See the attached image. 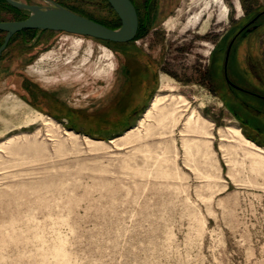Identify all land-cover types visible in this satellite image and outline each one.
Instances as JSON below:
<instances>
[{
  "label": "rangeland",
  "instance_id": "obj_1",
  "mask_svg": "<svg viewBox=\"0 0 264 264\" xmlns=\"http://www.w3.org/2000/svg\"><path fill=\"white\" fill-rule=\"evenodd\" d=\"M49 1L117 19L106 0ZM131 1L150 19L136 41L36 31L0 57V264H264V101L205 85L215 53L227 88L220 40L264 0ZM261 31L239 39L230 76L264 93ZM159 94L207 126L164 134L147 115Z\"/></svg>",
  "mask_w": 264,
  "mask_h": 264
},
{
  "label": "water",
  "instance_id": "obj_2",
  "mask_svg": "<svg viewBox=\"0 0 264 264\" xmlns=\"http://www.w3.org/2000/svg\"><path fill=\"white\" fill-rule=\"evenodd\" d=\"M4 1L11 7L27 13V18L0 22V32L6 33L4 43L0 47V57L12 38L24 31L63 32L116 44L132 42L139 31L138 13L131 0H106L121 21L118 29H111L49 0H42L48 2V6L29 5L17 0Z\"/></svg>",
  "mask_w": 264,
  "mask_h": 264
},
{
  "label": "flooded vegetation",
  "instance_id": "obj_3",
  "mask_svg": "<svg viewBox=\"0 0 264 264\" xmlns=\"http://www.w3.org/2000/svg\"><path fill=\"white\" fill-rule=\"evenodd\" d=\"M243 17L245 18L244 19L245 23L241 26V28H239L238 31H233L232 27H230V29L220 40L223 43L225 42V46H223L222 49L224 52V61H223L224 80L227 85V88H222L219 85H216L215 83V75H214L215 72L213 69L215 66V55H214L215 53L212 54L210 59L209 67L207 69V77H206L205 85L211 91H213V93L222 94L223 90L227 89L228 92H230L229 95H241L240 97L244 99L253 98L263 102L264 93L259 92L260 90L259 91L255 90L254 86L252 87L241 86L236 82H234L230 76V67L233 64L234 53L236 51L235 46L238 43L239 39L244 40L246 37L254 35L255 33L258 35L259 32H262L261 30L263 29V25H264V10L257 13L248 11L243 15ZM154 45L155 42H152L147 47V72L153 74L156 73L158 75L159 71L165 69V65L162 66V64L160 65L157 63L158 61L155 62L156 56L153 53ZM228 92L227 91L223 92V94L225 93L227 94ZM244 104L245 106L249 107L247 102H244Z\"/></svg>",
  "mask_w": 264,
  "mask_h": 264
},
{
  "label": "bare ground",
  "instance_id": "obj_4",
  "mask_svg": "<svg viewBox=\"0 0 264 264\" xmlns=\"http://www.w3.org/2000/svg\"><path fill=\"white\" fill-rule=\"evenodd\" d=\"M147 115L155 116L158 122V128L160 127L164 130V134L169 133V130L170 133L173 134L174 130L183 122L185 123V130L190 133L194 132L198 126H207L201 119H199V115L197 116L196 111L191 110L190 104L181 95H157L153 100L152 106L148 110ZM196 117L198 118L196 119ZM44 122L53 123V121L48 118H44ZM229 131L232 132L231 130ZM232 133L233 139L237 144L241 145V143L245 141L249 145H254L246 141L240 131L233 130Z\"/></svg>",
  "mask_w": 264,
  "mask_h": 264
},
{
  "label": "trees",
  "instance_id": "obj_5",
  "mask_svg": "<svg viewBox=\"0 0 264 264\" xmlns=\"http://www.w3.org/2000/svg\"><path fill=\"white\" fill-rule=\"evenodd\" d=\"M107 2V1H106ZM150 3V0H145V6L146 5H148ZM109 4V3H108ZM64 7H66L67 9H69V10H71V11H73V12H75V13H78V14H80V15H82V16H85V17H87V18H89V19H92V20H94V21H96V22H98V23H100V24H102V25H105V26H107V27H109V28H111V29H116V28H118L119 26H121V21H120V19H119V17H118V15H116V17H117V19H116V21L114 22V23H112V24H106V23H104V22H101V21H99V20H96V19H94V18H91V17H89V16H86V15H84V14H82V12H80V11H77V10H73V9H71V8H69V7H67V6H64ZM111 7V6H110ZM147 9V8H146ZM0 10H4V11H8V12H11L13 15H14V17H16V18H19V19H26L27 18V13H25V12H23V11H20V10H18V9H15V8H13V7H11L10 5H8L4 0H0ZM148 14H149V12H147L146 11V15H145V17H144V19H145V21H143L142 22V20L140 19V15H139V13H138V17H139V31H138V34H137V36H136V38L133 40V41H136L139 37H140V34L141 33H143V31L145 30V25L147 24V27H148V23H149V20H147V18H148ZM3 22V21H2ZM148 29V28H147ZM32 32H36V31H24V32H21V33H32ZM20 34V33H19ZM18 35V34H17ZM16 36V35H15ZM13 39V38H12ZM106 43H109V42H106ZM0 47H1V45H0Z\"/></svg>",
  "mask_w": 264,
  "mask_h": 264
}]
</instances>
